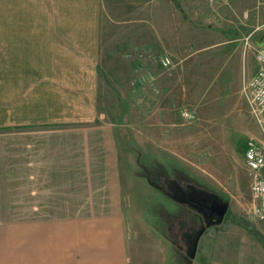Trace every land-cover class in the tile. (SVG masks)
I'll list each match as a JSON object with an SVG mask.
<instances>
[{"label": "rangeland", "instance_id": "rangeland-1", "mask_svg": "<svg viewBox=\"0 0 264 264\" xmlns=\"http://www.w3.org/2000/svg\"><path fill=\"white\" fill-rule=\"evenodd\" d=\"M101 11L95 114L81 126H112L129 264H264V218L251 214L243 155L246 140L260 131L242 93L264 40V0H102ZM54 129H0V264L25 260L23 238L9 223L105 211L95 208L103 201L100 134ZM34 137L42 140L34 149L59 156L45 164L64 163L65 171L72 148L58 139L81 140L78 183L65 178L52 187L49 179L62 193L51 205L58 209L25 208L24 178L15 175L23 174L24 145ZM160 167L183 172L223 200L206 203L198 224V216L149 184L146 170ZM218 204L227 205L220 219L212 210Z\"/></svg>", "mask_w": 264, "mask_h": 264}, {"label": "crops", "instance_id": "crops-1", "mask_svg": "<svg viewBox=\"0 0 264 264\" xmlns=\"http://www.w3.org/2000/svg\"><path fill=\"white\" fill-rule=\"evenodd\" d=\"M101 7L102 0H0V129L27 132L53 126L59 133L70 131L74 136L94 130L100 134L103 151L98 190L103 201L95 208L105 211L31 216L9 223L12 232L18 231L17 238H23L24 264H129L123 186L112 126H81L95 114ZM32 139L35 143L24 145V172L15 175L24 178L25 208L58 209L57 197L62 193L52 187L64 185L65 178L78 183L81 140L58 139L60 145L72 148L67 160L73 165L65 171L64 163L57 169L47 166L48 157L59 161V156L34 149L42 146V140ZM60 160L65 162V155Z\"/></svg>", "mask_w": 264, "mask_h": 264}, {"label": "built area", "instance_id": "built-area-1", "mask_svg": "<svg viewBox=\"0 0 264 264\" xmlns=\"http://www.w3.org/2000/svg\"><path fill=\"white\" fill-rule=\"evenodd\" d=\"M257 69L253 75L243 83L244 94L249 112L255 120L260 138H249L245 142L243 152L244 161L250 176V192L253 198L251 214L260 219L264 218V40L255 49ZM163 66H169L171 60L164 57ZM184 118H190L189 112H183Z\"/></svg>", "mask_w": 264, "mask_h": 264}, {"label": "trees", "instance_id": "trees-1", "mask_svg": "<svg viewBox=\"0 0 264 264\" xmlns=\"http://www.w3.org/2000/svg\"><path fill=\"white\" fill-rule=\"evenodd\" d=\"M145 178L163 196L183 205L186 211L197 215L201 220L198 224L203 222L201 217L205 212L206 203L213 204L223 200L222 196L216 191L199 185L192 180L189 182L183 172H180L177 176L169 175L160 167L156 171L146 170Z\"/></svg>", "mask_w": 264, "mask_h": 264}, {"label": "water", "instance_id": "water-1", "mask_svg": "<svg viewBox=\"0 0 264 264\" xmlns=\"http://www.w3.org/2000/svg\"><path fill=\"white\" fill-rule=\"evenodd\" d=\"M212 210L216 213L217 217L220 219L224 215V213L226 212L227 205L218 204V205L214 206ZM193 250H194V247H193Z\"/></svg>", "mask_w": 264, "mask_h": 264}, {"label": "flooded vegetation", "instance_id": "flooded-vegetation-1", "mask_svg": "<svg viewBox=\"0 0 264 264\" xmlns=\"http://www.w3.org/2000/svg\"><path fill=\"white\" fill-rule=\"evenodd\" d=\"M195 215V214H194ZM197 216V215H196ZM200 220V219H199ZM201 221V220H200Z\"/></svg>", "mask_w": 264, "mask_h": 264}]
</instances>
